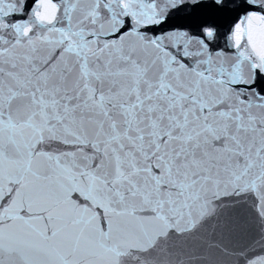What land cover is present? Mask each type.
Segmentation results:
<instances>
[{
    "label": "snow or ice",
    "instance_id": "snow-or-ice-1",
    "mask_svg": "<svg viewBox=\"0 0 264 264\" xmlns=\"http://www.w3.org/2000/svg\"><path fill=\"white\" fill-rule=\"evenodd\" d=\"M0 264H264V0H0Z\"/></svg>",
    "mask_w": 264,
    "mask_h": 264
}]
</instances>
